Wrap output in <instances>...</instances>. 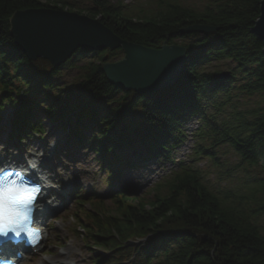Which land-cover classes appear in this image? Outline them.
Segmentation results:
<instances>
[{"label":"trees","instance_id":"1","mask_svg":"<svg viewBox=\"0 0 264 264\" xmlns=\"http://www.w3.org/2000/svg\"><path fill=\"white\" fill-rule=\"evenodd\" d=\"M84 1L0 0V109L11 106L16 138L42 133L37 111L44 104L43 117L62 127L78 144L85 140L105 171L106 183L114 188L111 180L118 177L113 163H121L119 169L140 168L135 159L139 160L141 147L150 158L172 162L181 122L204 115V99L227 94L225 87L234 77L218 78L203 66L233 63L243 80L237 90L259 97L250 108H235L220 124L202 118L206 130L200 132L201 140H212L206 146L199 144L197 153L215 163L213 149L230 148L241 173L237 183L227 176L219 178L224 186H213L202 169L179 167L143 195L114 191L100 198L76 192L71 232L85 247L104 254L93 252L91 263L264 264V46L251 32L261 0H208L202 8L161 1L157 9L137 16L131 8L108 0L77 6ZM37 8L83 13L121 39L153 49L188 35L180 30L190 25L217 30L191 35L193 40L184 44L185 67L167 89L136 94L116 88L101 70L103 52L77 50L64 66L83 62L80 83L52 94L53 79L63 66L52 68L45 60H26L9 37L13 13ZM35 63L39 67L34 68ZM101 99L109 108L101 106V110L96 105ZM86 133L90 134L87 139Z\"/></svg>","mask_w":264,"mask_h":264},{"label":"rangeland","instance_id":"2","mask_svg":"<svg viewBox=\"0 0 264 264\" xmlns=\"http://www.w3.org/2000/svg\"><path fill=\"white\" fill-rule=\"evenodd\" d=\"M41 1L46 2V0ZM108 1L115 4H121L126 8H131L136 16L141 14L145 15L146 13L157 9L161 1H179L186 5H195L200 8L205 6L208 2V0ZM76 4L82 5L80 2ZM81 5L77 6H80V8H84V6L90 7L93 3L87 0L84 1V5ZM77 14L84 15L83 13ZM191 35L192 34H188L181 38H177L172 42L167 41L166 44H174L184 47V44L193 40ZM101 52H103L102 55H107V62L110 63L117 62L123 57V52L120 49L114 51L103 50ZM91 56L92 55L90 53L88 57L91 58ZM72 59L73 58L71 57L64 64ZM82 63L83 62L73 63L69 66H64L63 64V68L53 79L54 89L51 93H56L55 89H73L76 85H78L82 76L80 69ZM33 67L36 68L39 66L35 63ZM40 67L47 71L45 64H40ZM202 69L206 72L215 74L230 72V76L234 77V79L227 83L225 87L228 89L227 94L225 95L221 93L215 95L214 97H209V99H204L202 103L204 115L189 116L181 122V134L179 135L178 140L174 142L175 149L172 152V162L165 163L161 159L150 158L147 150L144 147H141L138 150V154L140 155L139 159L144 158L147 159V161L145 160L146 163H142L140 168L132 169L131 167L122 166V168L117 171V169L121 167V163H113V168L117 171L115 175L118 178L114 185L115 188L112 189L106 184L104 169L100 168L98 165L96 156L94 155L90 145L86 143L85 140L78 144L75 142L74 138L70 136V134L65 132L62 127L46 120L40 111L44 104H40L37 111V116L41 120L42 133L39 135L27 134L21 139L15 138L9 132L12 116V111L10 109L11 106H9V104H5L3 109H0V125H6L4 129L5 133H0V141L5 143V146L9 149L8 152L24 149V155L17 154L20 158L27 155V143H31L36 147H44L47 150L48 158L54 157L55 159L63 160V167L65 169L61 170L64 173L75 175L76 177V181L74 183L71 181H69L70 183H67L69 184V188L67 189L63 187L66 179L62 180L61 187H59L58 190L56 188H50L59 194V198H55L54 203L55 205L57 204L61 207V209L55 210L54 213L49 215L50 218L46 222L48 225L46 226V241L41 244L38 254L33 259L29 260L32 253H28L23 264H37L38 261L42 259L50 260L59 254L63 256L67 255L68 251H72L77 258H80V264H92L90 256L93 252H95L94 255L96 256L104 255L101 252L85 247L82 241L75 236L73 232H71L74 224L70 220V215L73 214L76 202V199L74 198L75 191H78L77 193L82 192L85 196L95 193L100 198H106L113 190L116 189L118 191H124L125 194L129 196L143 195L162 177L168 175L171 171H174L179 167L202 169V171H204V177H206L207 181L213 186H216L218 183L224 186L225 181L219 179L220 177L230 176L231 183L238 182V178L241 176V173L239 172V169L235 167L237 163L236 157L230 148L225 145L215 147L213 149L215 159H217V162L215 163L213 160H209L207 157L201 156L197 153L199 144L206 146L212 140L209 138L201 140L200 132L206 130L205 122L202 118L206 117L210 120V122L220 124L222 120L225 121L229 119L231 112L236 110L235 108H250L252 105H255V103L259 100V97L257 95H243L239 92V90H237L239 85L243 82L241 79L242 75L234 69V64L229 61L213 62L212 64L203 66ZM118 96L119 94H117V97ZM114 103L112 104L114 105ZM96 105L109 108L107 101L102 99L98 100ZM103 107L100 109H104ZM70 120L74 121L72 116L70 117ZM50 130H54V132L49 133ZM89 135V133H86L85 139H87ZM53 138L55 141L59 139V144L53 148H49L48 143ZM124 156V158H126L127 155L125 154ZM6 161H8V159ZM135 161L137 160L135 159ZM247 171L253 172L252 168L247 169ZM56 177H58V175H56ZM226 182L228 183V180ZM128 183L130 185H128ZM50 189H46L47 193Z\"/></svg>","mask_w":264,"mask_h":264},{"label":"water","instance_id":"3","mask_svg":"<svg viewBox=\"0 0 264 264\" xmlns=\"http://www.w3.org/2000/svg\"><path fill=\"white\" fill-rule=\"evenodd\" d=\"M9 37L28 61L46 60L52 68H59L77 50L100 52L120 49L123 57L114 63L101 61V70L111 85L136 94L167 89L179 79L186 63V48L162 44L147 48L118 37L98 19L75 12L37 8L18 10L9 20ZM215 26L194 24L180 30V34L212 33ZM251 32L264 46V3ZM264 53V47H263ZM229 72L218 78L226 79Z\"/></svg>","mask_w":264,"mask_h":264},{"label":"clouds","instance_id":"4","mask_svg":"<svg viewBox=\"0 0 264 264\" xmlns=\"http://www.w3.org/2000/svg\"><path fill=\"white\" fill-rule=\"evenodd\" d=\"M261 3H264V0H261ZM48 147H55L54 138L49 141ZM4 149L5 145L0 141V155L3 154ZM45 155L43 149L32 146L27 149L23 165L0 166V229H5L0 231V237H6L8 232H13L17 236L21 234L23 229L14 231L9 226L12 218L19 212L26 214V220L29 221V226L33 231L37 234L42 232L40 227L31 223L35 212L40 207L37 201L46 189L56 188L58 190L60 187L50 179L46 171L41 169V162ZM31 172L37 173L38 182L29 179ZM30 243L34 245L37 241H30ZM0 264H17V260L15 257L0 258Z\"/></svg>","mask_w":264,"mask_h":264},{"label":"bare ground","instance_id":"5","mask_svg":"<svg viewBox=\"0 0 264 264\" xmlns=\"http://www.w3.org/2000/svg\"><path fill=\"white\" fill-rule=\"evenodd\" d=\"M5 124L3 125H0V133H5ZM54 130H50L49 133H53ZM1 136V134H0ZM59 139H57L55 141V146L59 144ZM5 145V143H4ZM27 146V149L31 148L33 145L31 143H27L26 144ZM39 148L43 149L44 152L46 153L45 155V158L44 160L41 162V169L46 171L49 176H50V179L59 184L60 187H61V184H62V180L66 179V177H70V178H67L65 181V184L63 187H67L69 184L67 183H70L69 181H71L72 183H74L76 181V177L75 175H71V174H67V173H64L63 171H60L61 169H65L63 166H64V161L63 160H58V159H55L54 157H50L48 158L47 157V150L44 148V147H40ZM9 149L5 146V149H4V152L2 155H0V160H3V159H7V158H10V159H18L19 158V155L17 156V154H22L24 155V149H20V150H14V151H11V152H8ZM27 151V150H26ZM8 154H10V156H8ZM14 155V156H13ZM26 156V155H25ZM25 156H24V159L23 161L25 162ZM22 161V162H23ZM52 165V166H50ZM67 174V175H65ZM56 175H58V177H56ZM37 177V176H36ZM38 179V178H37ZM38 181V180H37ZM128 185H130L128 183ZM50 189V188H49ZM55 198H59V194H57L54 190L50 189V191L46 192V194L42 195L41 199H40V203L43 205V209H39L40 212L44 215L45 214V211L46 212H52L54 213L55 212V209H54V200ZM80 258H77L75 256V254L72 252V251H68L67 255H57L53 258H51L50 260H39L37 264H80Z\"/></svg>","mask_w":264,"mask_h":264},{"label":"snow or ice","instance_id":"6","mask_svg":"<svg viewBox=\"0 0 264 264\" xmlns=\"http://www.w3.org/2000/svg\"><path fill=\"white\" fill-rule=\"evenodd\" d=\"M26 221V214L24 212L17 213L10 222V227L15 231L18 228L22 229V224ZM5 229H0L4 231ZM38 236V234H36Z\"/></svg>","mask_w":264,"mask_h":264}]
</instances>
